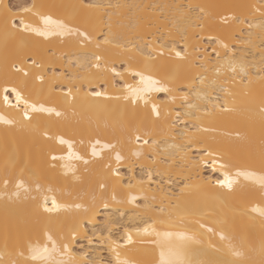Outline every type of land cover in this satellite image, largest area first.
Here are the masks:
<instances>
[{"label": "bare ground", "instance_id": "obj_1", "mask_svg": "<svg viewBox=\"0 0 264 264\" xmlns=\"http://www.w3.org/2000/svg\"><path fill=\"white\" fill-rule=\"evenodd\" d=\"M9 1L0 0V115L13 121L0 123V264H40L27 242L45 232L68 244L57 259L72 264H115L110 242L130 264H160L157 238L142 234L154 221L193 237L194 264H264V217L252 211L264 208V189L236 176L264 174V0ZM32 5L89 39L13 28L20 19L43 27L24 11ZM135 72L170 91L133 105L123 96L139 83ZM5 87L54 111L29 108L25 118ZM60 138L82 159L53 160L68 155ZM225 173L231 190L217 183ZM18 181L29 189L19 196ZM45 196L64 207L45 212Z\"/></svg>", "mask_w": 264, "mask_h": 264}, {"label": "snow or ice", "instance_id": "obj_2", "mask_svg": "<svg viewBox=\"0 0 264 264\" xmlns=\"http://www.w3.org/2000/svg\"><path fill=\"white\" fill-rule=\"evenodd\" d=\"M35 5H32L30 7H27L24 9L25 12H32L34 16H36L40 22V24L43 25V27H33L29 23H25L24 19L19 20V24H16L13 22L12 27L17 29L18 31L22 32H32L37 36H41L44 38H47L52 35H72L76 34L77 36L83 37L85 40L89 39V36L79 29H75L67 24H65L63 21L54 20L50 15L40 13L39 11H33L35 8ZM107 42V41H106ZM224 47H227L226 45H223ZM215 51V49H214ZM163 55V53H161ZM175 55L177 58H183L182 51H176ZM217 55H219L217 53ZM97 60L100 59V57H96ZM226 63H228L231 71L236 72L237 65L229 58ZM96 67H99V65H95ZM15 67V66H14ZM239 70L241 72H245V66L239 65ZM219 71V69H217ZM25 76L28 75L27 72L24 73ZM134 76L139 77V83L136 85H130L126 84V95L123 96V99L126 101H130L133 105H136L138 102H142L145 106H147L150 103V93L151 92H164L167 93L170 91L167 85L161 83V81L153 79L151 76L145 75L142 72H135ZM203 83V81H201ZM5 93L11 92L15 95L16 98V104L13 105V107H19L20 105L24 106V117L28 118V109L30 108L33 112H53L54 109L51 108H44L43 106L37 107L35 103L29 102L28 99H26L21 92L16 90L15 88L9 89L8 87H5L4 89ZM94 95L96 97H101L104 95L102 92H95ZM120 97H117L119 99ZM3 102L5 105H8L10 103L9 96L6 94L3 97ZM222 111H226V108H222ZM152 113L156 115L157 117L160 115L157 107L155 104L152 105ZM56 115L59 116L60 113L56 112ZM0 123L3 124H12V120L5 119L4 116L0 115ZM60 144H67L68 146V155L67 157L61 156L56 157L53 156L52 159H76L80 160L82 157L75 154L72 151V143L69 141H66L62 138L59 139ZM100 141L97 140L96 144H99ZM145 144L148 143L147 140L144 141ZM104 148H114V145L111 144H104ZM208 156H214V153L211 151H208L205 149ZM99 153L96 151L95 145L92 147V156L96 157ZM136 155H139V153H136ZM116 161H120L122 159L121 155L119 153H116L115 155ZM84 163L87 164L88 161L84 160ZM215 164V160H213V165ZM226 167V165L221 164V168ZM243 175L245 179H253L255 183H258L262 189H264V174H261L257 176L254 172L250 171H237L236 176ZM5 186H7L8 181L5 180ZM218 184L221 186L231 190L232 185L234 181L232 178L225 173L224 179L222 181H218ZM39 188V186H37ZM17 193L16 195L19 196V191L22 189L24 192H28L29 189L24 185L23 181H18L16 184ZM49 192L52 191L51 188L48 189ZM115 199V197H113ZM136 199L135 196H130L129 202L131 203ZM49 200L48 196L44 197L45 205H44V211L47 213H53L58 212L61 208L64 207V205H61L57 202L55 196L51 197V207L47 206V202ZM79 207V205H77ZM163 211V209H161ZM252 211L259 213L261 217H264V208L256 206L252 208ZM171 221V216H169V221ZM160 223H166V221L161 220ZM155 221L151 224H147L146 227L143 228L142 234L144 235H152L155 236L157 239L154 241L159 247H160V264H194L193 261L186 258V249L188 248L189 244L196 243V241L193 239V237L185 235L183 233H173L171 231H160L157 230L155 225ZM211 231V229H209ZM138 234H140V230L137 229ZM221 239H224L223 236H221ZM132 237L131 235L127 236L126 243H131ZM111 250L115 254V264H130V262L126 259H121L120 253L118 251L119 244L115 242H110ZM69 249L68 244H62L58 245L57 241L53 239L51 235H49L47 232L44 233L43 240L37 239L36 241H28L27 242V253H28V260L32 262L39 261L40 264H72L70 260L66 261L64 259H57V257H60L62 255H68ZM234 255L239 256L241 253L239 251H234ZM21 256H24V251L20 252ZM27 264V261L25 262Z\"/></svg>", "mask_w": 264, "mask_h": 264}, {"label": "rangeland", "instance_id": "obj_3", "mask_svg": "<svg viewBox=\"0 0 264 264\" xmlns=\"http://www.w3.org/2000/svg\"><path fill=\"white\" fill-rule=\"evenodd\" d=\"M21 1H23V0H10L9 1V4L11 5V6H15V5H17V4H19ZM206 43H208V42H206ZM208 45H209V47H210V44L208 43L207 44V47H208ZM208 47V48H209ZM140 171L139 170H137V173H139ZM206 174H207V171H206ZM104 214V213H103ZM79 245H81V246H85V243L83 244V243H79ZM92 251V250H91ZM94 251V250H93ZM92 251V252H93ZM104 256H106V254H104Z\"/></svg>", "mask_w": 264, "mask_h": 264}]
</instances>
